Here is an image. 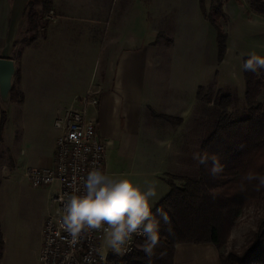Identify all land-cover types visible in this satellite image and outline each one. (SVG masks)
Segmentation results:
<instances>
[{
  "label": "rangeland",
  "instance_id": "1",
  "mask_svg": "<svg viewBox=\"0 0 264 264\" xmlns=\"http://www.w3.org/2000/svg\"><path fill=\"white\" fill-rule=\"evenodd\" d=\"M152 1V28L159 39L157 57L163 60L157 65V70L163 74L159 73L161 78L164 77L159 86L165 85L168 90L181 87L178 93L185 96L182 90L188 85L186 92L191 96L195 92L197 98L192 107L193 116L188 126H180L179 135L180 147L186 150L183 154L192 155L206 136L218 89L225 88L239 103L244 100V58L249 55L264 57V14L252 9V0H206L208 10L221 1L227 15L221 19L228 33L226 52L219 61L217 32L203 17L199 0ZM39 33V30L31 31L27 36H38ZM39 36L29 46L28 41H21L16 54L14 91L4 99L8 100L4 106L8 116L0 135V223L6 248L0 264H37L44 216L50 209V196L56 185L35 187L24 172L30 165L53 164L58 133L53 123L76 97L82 95H75L69 103L70 95L63 96L53 89L79 90L86 76L90 83L96 75L92 68L96 50L93 45L84 44L76 51L68 47V53L61 54L57 53L58 48L49 52L52 48L44 43L42 34ZM144 38L148 41L149 35ZM102 48L98 52L99 61ZM103 61L99 63L97 76ZM176 81L181 83L180 87L175 85ZM90 87L91 84L88 89ZM91 110L92 107L89 108V117ZM106 160V174L127 177L142 186L141 176L133 174L130 163L115 147L107 145ZM174 161H179L181 166L188 163L185 169L190 168V175H193L196 169L193 160L182 156ZM178 168L173 169L178 175L161 174L160 179L163 176L162 180L170 187L171 181L180 183L185 169L178 171ZM263 222L264 202L252 204L238 214L222 249L226 256L232 254L233 264H264ZM239 260L243 262L238 263Z\"/></svg>",
  "mask_w": 264,
  "mask_h": 264
},
{
  "label": "crops",
  "instance_id": "2",
  "mask_svg": "<svg viewBox=\"0 0 264 264\" xmlns=\"http://www.w3.org/2000/svg\"><path fill=\"white\" fill-rule=\"evenodd\" d=\"M31 2L35 12H43L44 19L34 22L33 30L41 32L39 34H42L44 43L52 48L49 52H55V48H58L60 51L57 53L67 54L68 47L76 51L84 44L96 48L95 64L92 67L94 72L96 71L95 80L89 83L86 76L82 82L83 87L79 90L53 91L63 96L70 95L71 103L75 95L84 94L91 84L98 97L97 105L90 106L91 118L98 124L106 151L107 145H111L122 153L130 163L133 174L141 176L142 186L148 183L158 185L162 194L152 204L153 209L171 189L170 185L163 181L164 177H161L162 180L159 175H178L173 173V169L179 167V171L188 167V163L181 166L179 161H174L179 157L193 160L194 167H197L198 162L194 159L197 150L192 155L183 154L186 150L180 147L179 136L180 126H188L189 119L193 116L192 107L197 99L195 92L192 96L189 95L186 85V88H182L185 96H180L178 91L181 90V83L177 81L175 85L180 88L168 90L165 85L159 86L164 77L161 78L162 72L157 70V65L163 60L157 57L158 33L152 28L153 1L0 0V57L13 59L16 69L21 41H28L29 46L40 37L39 34L35 37L27 36L31 34L28 15ZM44 4L48 5L45 11L42 10ZM199 6L206 19L200 0ZM38 23L43 24L41 26ZM146 34L149 35L148 41L144 38ZM101 48L103 53L99 61L98 52ZM101 60L104 61L97 76ZM7 101L0 94V135L2 112L6 110L4 106ZM53 127L55 128L54 123ZM102 130L105 134H102ZM57 131L58 136L59 130ZM102 135L105 138H102ZM55 150L56 140L53 163ZM32 166L40 165L28 167ZM189 170L190 168L185 169L181 176L189 175ZM51 209L52 204L44 216L42 240L44 224ZM5 248L6 241L4 250ZM41 248L42 242L37 252V264ZM4 256L5 251L2 258ZM174 264H221L219 250L211 243L179 244L176 247Z\"/></svg>",
  "mask_w": 264,
  "mask_h": 264
},
{
  "label": "trees",
  "instance_id": "3",
  "mask_svg": "<svg viewBox=\"0 0 264 264\" xmlns=\"http://www.w3.org/2000/svg\"><path fill=\"white\" fill-rule=\"evenodd\" d=\"M200 3L204 16L217 32L218 60L221 61L228 37L221 23L227 16L223 3L217 1L211 10L207 9L206 0ZM32 5L31 2L28 15L31 31H35L34 22L43 20L44 15L41 10L35 12ZM251 7L264 14L263 0H252ZM47 8L48 5L42 6L43 11ZM38 24L42 26L43 23ZM246 59L248 56L244 61ZM244 77L245 95L241 103L225 88L218 89L212 120L198 150L201 154L217 155L223 172L213 175L209 171L211 162L207 166L197 162L193 175L180 176L178 184L171 181L169 193L152 209L160 218V242L149 254L142 247L146 238L140 240L131 254L116 257L117 264H174L177 245L185 243L214 244L219 250L221 264H233L232 254L226 256L222 251L230 229L243 209L264 202V187L258 190L255 181L245 179L249 172L264 176V68L259 74L244 71ZM7 116V110H3L1 130ZM160 208L169 214L167 222L157 211ZM4 246L0 223V259Z\"/></svg>",
  "mask_w": 264,
  "mask_h": 264
},
{
  "label": "built area",
  "instance_id": "4",
  "mask_svg": "<svg viewBox=\"0 0 264 264\" xmlns=\"http://www.w3.org/2000/svg\"><path fill=\"white\" fill-rule=\"evenodd\" d=\"M98 97L91 86L84 94L57 117L54 126L56 138L54 163L51 166L26 168L24 176L35 187H53L50 210L43 228L39 264H117V256L131 254L140 240L134 235L126 251L107 250L103 230H84L75 243L62 228L63 204L74 191L83 190L89 171L105 172L106 145L100 137L95 119L89 117L90 106L97 105ZM106 173V172H105Z\"/></svg>",
  "mask_w": 264,
  "mask_h": 264
},
{
  "label": "clouds",
  "instance_id": "5",
  "mask_svg": "<svg viewBox=\"0 0 264 264\" xmlns=\"http://www.w3.org/2000/svg\"><path fill=\"white\" fill-rule=\"evenodd\" d=\"M264 68V57L249 55L243 70L259 74ZM199 164L208 165L213 175L223 172V165L215 154H194ZM245 179L256 182L259 190L264 187V176L249 172ZM162 192L158 185L148 183L141 186L127 177H114L100 169L88 172L83 190L74 191L63 204L62 228L75 243L84 230H103L107 250L118 253L127 250L134 235L146 237L142 246L151 254L161 239L160 218L152 211V204ZM162 219L167 222L169 214L160 208Z\"/></svg>",
  "mask_w": 264,
  "mask_h": 264
},
{
  "label": "water",
  "instance_id": "6",
  "mask_svg": "<svg viewBox=\"0 0 264 264\" xmlns=\"http://www.w3.org/2000/svg\"><path fill=\"white\" fill-rule=\"evenodd\" d=\"M15 71L16 65L13 59L0 57V94L4 99L10 96Z\"/></svg>",
  "mask_w": 264,
  "mask_h": 264
}]
</instances>
